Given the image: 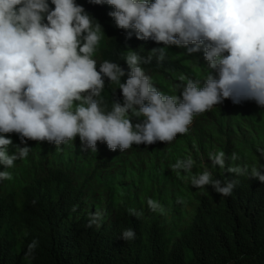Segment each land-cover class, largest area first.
I'll return each instance as SVG.
<instances>
[{
    "label": "clouds",
    "instance_id": "9594fccd",
    "mask_svg": "<svg viewBox=\"0 0 264 264\" xmlns=\"http://www.w3.org/2000/svg\"><path fill=\"white\" fill-rule=\"evenodd\" d=\"M108 5L115 26L134 33L143 41L152 40L147 57L134 51L124 58L128 70L119 63L95 56L104 38L102 25L76 0H0V181L12 180L7 169L26 158L28 140L48 142L59 148L77 137L86 149L97 152V144L121 152L133 145L172 143L187 134L194 118L214 106L231 100L234 104L255 101L264 107V0H89ZM184 48L186 54L203 51L208 72L203 83L181 75L179 95L160 91L143 64L167 57L170 46ZM127 76L124 82L121 78ZM118 85L123 102L115 100L111 109L102 93L105 82ZM133 118L137 120L133 123ZM15 133L24 147L13 144L7 134ZM213 165L226 167L223 151L209 153ZM230 159L239 155L233 152ZM191 157L177 159L172 171L189 180L195 188L211 185L227 197L237 183L222 186L209 171L191 175ZM227 172L248 175L264 182V172L247 166H227ZM183 203V200H178ZM153 212L164 209L154 199L147 200ZM75 211V206L73 207ZM132 216L142 212L127 209ZM97 217L100 213L95 214ZM95 220L90 221L91 223ZM121 238H135L125 229ZM38 240L24 253L34 257Z\"/></svg>",
    "mask_w": 264,
    "mask_h": 264
},
{
    "label": "trees",
    "instance_id": "16d2710c",
    "mask_svg": "<svg viewBox=\"0 0 264 264\" xmlns=\"http://www.w3.org/2000/svg\"><path fill=\"white\" fill-rule=\"evenodd\" d=\"M76 2L97 20L94 22L102 25V32L107 37L106 49L98 64L107 59L119 63L127 72L128 65L124 58L129 52L147 57L153 47L163 46L152 40H139L134 33L129 37L127 30L117 28L114 20L108 16V12L114 10L111 6L93 5L89 0ZM49 4L54 7L51 0ZM173 51L183 52L198 66L195 65L194 71L188 73L172 60ZM142 67L151 76L154 86L165 94H180V88L186 83L179 80L181 75L200 80L201 83L209 71L216 75L214 70L208 68L202 50L188 55L184 48L174 45L169 47L163 62L157 63L153 57L150 64H143ZM167 77L171 78L170 82L165 80ZM126 78L122 77L121 82ZM102 95L109 109L113 101L123 102L118 85L107 81ZM254 106V101L234 104L230 99L225 100L210 111L196 116L188 133L178 135L172 143L157 142L150 145L148 157L132 161L134 164L131 168L139 164L135 167L139 169L131 171L142 173L147 168L149 177L157 175L167 180L166 183L173 184L170 185L172 191L178 190L175 195L178 202L187 192L185 187L183 191L175 187L184 173L178 177L171 169L177 160L172 158V148H184L187 145V149L200 143L203 138L210 139L212 135L207 137V132L211 126L208 122L211 121L208 120L214 118L215 125L223 124L222 115L225 111L230 112L231 116H242L244 122L251 121V126L261 136L264 122L258 117ZM136 122L133 118V123ZM7 135L13 141L8 148L9 153L15 152L17 145L22 147L15 133ZM30 145L29 155L7 169L13 175L12 180H17V185L12 187L11 180L0 181V264H264V182L237 178L235 174L212 173V179L220 180L222 186L228 181H237L232 194L221 196L211 185L201 188L199 203L191 209L193 219L182 231L171 236L167 226L159 220L130 215L126 204L118 206L111 219L103 221L101 217L98 223L93 222L89 226L93 210H84L89 199L86 187H90L92 182L102 184V172L126 163L134 153L132 148L124 152L117 148L113 153H104L99 157H96L97 152L85 149L84 157L77 162L83 164L80 169L83 174L77 179V166L69 170L56 167L55 164L48 165L55 154L54 144L34 141ZM146 146L141 144L138 147L144 150ZM39 151L40 157L33 156ZM228 152L226 146L225 153ZM257 155L258 160L248 169L249 173L253 167L264 172V154L258 151ZM125 157L128 158L125 160ZM1 170H5L2 164ZM153 189H142V195L147 200H167L170 191L160 186V180ZM150 190L152 192L148 195ZM90 200L96 208L98 197L94 196ZM129 228L134 230L135 238L126 241L121 238V234ZM33 239L38 240L34 257H26L24 253Z\"/></svg>",
    "mask_w": 264,
    "mask_h": 264
},
{
    "label": "rangeland",
    "instance_id": "374dc122",
    "mask_svg": "<svg viewBox=\"0 0 264 264\" xmlns=\"http://www.w3.org/2000/svg\"><path fill=\"white\" fill-rule=\"evenodd\" d=\"M106 43L107 37L104 35L99 52L95 56L97 61L102 59L103 51L106 49ZM171 57L173 61H176L179 65L183 66L188 73H192L196 66H198L197 63L188 59L183 52L173 51ZM165 80L170 82L171 78L167 77ZM254 109L257 111L258 117H260L264 122V107H260L255 103ZM242 113L240 112V114ZM222 116L224 118L223 124L221 125H215L214 118L208 120L211 121L208 122L211 126H209L207 132V137L212 135L210 139L203 138L200 143L196 144L195 146H190V148L187 149V145L184 146V148H172V158L187 159L188 157H191L193 159L194 166L192 168L191 175H199L204 171H209L211 174L215 172L229 173L227 172V166H247L249 169L252 164H256V161L258 160L257 152L262 151L264 154V131L261 132V136H258L256 131L251 126V121L244 122L241 120L242 116H231V113L226 111ZM18 142L22 144L20 139ZM33 142L34 141L32 140H28L26 146L30 148V144ZM203 142H206L204 143V148L202 147V145H204ZM24 146L25 144L22 145V147ZM149 146L150 145H147L146 148L142 150L138 146L133 145L131 148L134 153L133 155L131 154L132 156H130L126 163H120L118 166H115L109 171H103L101 174L102 184L97 185L95 182H92L90 187H86L89 199L87 200L84 210H93L92 221L95 220V223H98L101 217L103 221H107L113 217L114 210H116L118 206L126 204L128 209L134 208L137 211L142 212V216L147 220H159L163 225L167 226L169 235L171 236L172 234H177L178 232L182 231L185 228V225L193 219L194 214L192 213L191 209L192 207L197 206L199 203L198 196L201 193V188L193 187L189 180L182 178V180H180L175 185V187L181 188L182 191L185 187L187 193L184 198L182 197L183 199L180 198V200H183V203H178L175 200V195L178 194V190L172 191L170 187V185L173 184L166 183L167 180L165 181L164 179H160L157 175H152L149 177L147 168L143 169L142 173L131 171L135 167L139 166V164H136L135 167L131 168L134 164L132 161L140 160L143 156L148 157ZM226 146L229 148L228 153H225ZM52 147L55 150V154L52 155V161H48V165L55 164L56 167L69 170H73L77 166L76 178L80 179L81 175L83 174L80 171V169L83 168V164H77V162L84 157V151L86 148L81 144L79 137H77L73 142L60 145L59 148H56L55 144ZM195 147L197 149H194ZM97 149L98 151L96 157L104 155V153L111 154L114 152L109 150L105 143L100 142L97 144ZM219 151H223L226 157H228V159H226L225 168H220L218 165H213L211 159L209 158V153H217ZM233 152L238 153V160L233 161L230 159V156ZM40 153V151L34 153L33 156L40 157ZM90 158L92 159L93 156ZM126 158L128 157H125L124 159L126 160ZM236 177L243 179L249 178L248 175H236ZM159 180L160 186L167 187L170 191L167 200L157 199L159 200L158 203L164 209L163 213H161L159 210L156 212L151 211L147 205L146 196H143L141 192L142 189L145 188H151L152 190L156 187V184L159 183ZM16 181L17 180H11L12 187L17 185ZM10 188L11 187H9V189ZM151 190L149 191L148 195H150L154 189L152 191ZM94 196L98 197V206L96 208H94L90 200ZM97 213H100L98 217L95 215ZM174 238H177V236H174Z\"/></svg>",
    "mask_w": 264,
    "mask_h": 264
}]
</instances>
